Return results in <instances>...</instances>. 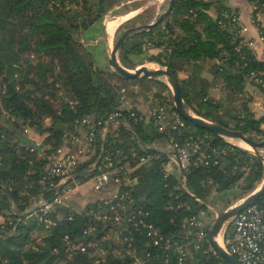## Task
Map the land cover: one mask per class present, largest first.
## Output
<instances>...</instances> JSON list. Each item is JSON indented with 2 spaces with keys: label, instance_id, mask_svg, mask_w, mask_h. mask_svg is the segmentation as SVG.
<instances>
[{
  "label": "trees",
  "instance_id": "1",
  "mask_svg": "<svg viewBox=\"0 0 264 264\" xmlns=\"http://www.w3.org/2000/svg\"><path fill=\"white\" fill-rule=\"evenodd\" d=\"M122 1L0 0V216L12 221L0 223V264H133L128 254L112 252L113 240L101 239V225L96 237L84 236L91 220L83 213H74L72 220L50 228L37 224L32 213L20 216L38 198L54 195L49 182L41 181L48 158L68 135L78 132L84 117L105 121L111 113L120 112L114 122L108 121L106 127L111 125L106 133L100 129L96 132L93 155L79 162L73 173L94 165L104 135L103 157L110 155L117 166L126 160L133 166L136 158L149 157L133 171L135 181L128 187L133 208L147 211L148 220L172 240H185L181 226L190 216L204 212L210 217L208 203L220 207V199L231 192H237L236 200L245 197L264 177L263 162L249 151L184 119L188 128L160 132L153 117L146 119L132 105L136 98L146 101L152 95L153 104L177 113L166 83L147 77L127 79L96 64L80 38L86 41L91 27L101 23L105 14ZM246 1L264 13V0ZM210 10L215 11V17ZM223 11H231L224 0H174L170 12L156 26L126 37L118 60L127 69L145 62L166 67L195 115L264 140V116L255 117L249 106L253 97L246 90L250 83L264 93L263 87L250 80L256 75L264 81V60L240 45L241 39L227 25ZM142 16L137 14L126 22L134 24ZM181 72L186 77H180ZM123 88L128 104L121 99ZM10 125L26 126L44 135L42 153L16 142ZM189 134L208 135L214 155L205 165L194 164L197 157H192L183 171V189L176 171L164 177L168 157L161 151L146 152L142 143L158 149L171 137L181 141ZM102 159L97 168L76 180L100 173ZM58 179H52L53 183ZM64 237L76 244L90 242V246L86 245L84 252L65 251ZM138 240V251L144 249L142 243L146 250H152L147 239ZM187 243V264H226L213 251L207 235L202 240L189 237ZM170 264H175L174 258Z\"/></svg>",
  "mask_w": 264,
  "mask_h": 264
},
{
  "label": "built area",
  "instance_id": "2",
  "mask_svg": "<svg viewBox=\"0 0 264 264\" xmlns=\"http://www.w3.org/2000/svg\"><path fill=\"white\" fill-rule=\"evenodd\" d=\"M61 1L67 3L69 0ZM230 1L224 0L229 8H231ZM249 5L251 11L249 20L250 25L255 28V37L245 38L244 35L249 32V27L234 8H231L229 12L223 11L222 16L228 19L227 25L240 37V45L251 49L257 58L255 45L264 43V23L261 20L264 13L257 11V5ZM250 80L264 88V81L258 76L252 75ZM132 88L134 92L137 91L136 86ZM120 92L121 99L128 104L125 89H121ZM146 103L150 108V117L154 118L160 132L166 129L177 131L188 128L177 113H169L163 105L153 104L152 95L147 96ZM119 116L120 112H113L105 121L95 117H84L80 120L78 132L68 135L64 144L48 158L41 181L49 182V186L54 189V195L49 199L38 198L34 203L35 210L32 216L37 224L50 228L64 220H72L74 213H83L91 220V224L83 231L84 236L96 237L98 226L101 225L103 227L101 239L113 240L115 244H111L114 248L112 252L128 254L133 258V264H170L171 258H174L175 264H187L188 250L186 248L189 237L202 240L206 237V227L210 222L204 212L190 216L181 226L185 233V240L178 242L172 240L170 235L162 234L158 227L148 220L147 211L133 208V199L128 188L135 181L133 171L137 166L147 162L149 157L136 158L133 166L128 160L123 165L117 166L108 155L102 157L104 163L100 173L86 177L82 181H77L76 178L69 181L75 175L73 171L76 165L93 155L96 132L100 129L101 133H106L108 121L114 122V119ZM21 130L27 136L30 129L22 126ZM209 140L210 137L206 134L198 136L189 134L181 141L171 137L164 145L156 148L169 159L164 166V177H168L173 171L178 174L182 172L180 187L184 189L183 171L187 170L192 157H197L194 164L205 165L211 155H214V150L209 148ZM227 142L238 146L228 140ZM117 153L120 154L118 151ZM92 167L86 169L87 172L92 171ZM54 178L59 179L53 183ZM88 180L91 181V186L84 188ZM76 195L79 196V201L74 200L73 197ZM80 200H84V203ZM90 203L94 205L88 206ZM60 207H66L67 210L60 213L58 211ZM5 220L8 223L12 222L0 216V223ZM221 235L222 248L241 264H264V194L260 197L259 203L255 202L232 217L223 226ZM138 238L147 239L146 243L152 246V250H146L142 243L144 249L141 252L138 251ZM64 240L66 241L65 251L84 252L86 245L90 246V242L76 244L69 241L67 237H64Z\"/></svg>",
  "mask_w": 264,
  "mask_h": 264
},
{
  "label": "water",
  "instance_id": "3",
  "mask_svg": "<svg viewBox=\"0 0 264 264\" xmlns=\"http://www.w3.org/2000/svg\"><path fill=\"white\" fill-rule=\"evenodd\" d=\"M174 0H169L167 8L158 15V17L147 24L140 25V26H133L125 29L121 35L116 39L114 44L109 50L108 56H107V63L108 66L111 68L112 71L116 72L117 74L121 75L124 78L127 79H133L138 77H147V78H155L159 79L161 77L165 78V83L171 90L172 94V103L173 106L177 112V114L184 120H187L191 124H193L195 127L199 129L206 130L210 133H212L215 136L222 137L224 139H237L244 143H246L250 150L245 149L252 153L254 156H256L259 160L264 162V140H256L252 137L243 134L241 131L226 128L218 123L211 122L207 119H204L198 115H195L190 108L186 105L184 100L180 96V89L178 86V82L176 78L168 71L166 67L164 68H149L145 65H141L139 67H136L133 70L127 69L124 66H122L118 60V50L123 43V41L126 39L128 35L134 32L139 31H148L152 27L156 26L164 17L167 16V14L170 12L172 6H173ZM111 124L107 126V129H109ZM10 128L12 132L16 135V142L36 150L39 154L42 153V147L40 143H37L35 140L29 138L26 136L21 128H16L10 125ZM106 135L103 137V143L101 151L98 155V158L96 162L94 163L92 170L97 168L99 162L101 161L103 155H104V146L106 143ZM142 147L145 149L146 152L151 151H159L154 147H148L145 146L142 143ZM240 147V146H238ZM242 148V147H240ZM87 172V170H82L81 172L75 174L72 178L69 179H75L79 177L80 175H83ZM182 175V172L180 173ZM264 194V177L260 184V186L255 189L253 192L248 194L240 203L233 205L227 210H219L217 209L216 217L215 219L207 225L206 227V235L209 244L212 246L213 251L218 254L225 262L226 264H241L233 255L226 252L220 244L217 242V237L220 235L223 226L235 215H237L240 211L245 209L246 207L254 204L262 195ZM207 206L215 207L214 205L207 204ZM35 210V205H32L27 211L20 214L21 217H26L29 214H31ZM58 210L65 212L67 210L66 207H60Z\"/></svg>",
  "mask_w": 264,
  "mask_h": 264
},
{
  "label": "rangeland",
  "instance_id": "4",
  "mask_svg": "<svg viewBox=\"0 0 264 264\" xmlns=\"http://www.w3.org/2000/svg\"><path fill=\"white\" fill-rule=\"evenodd\" d=\"M168 2H169V0H125V1H122V2L114 5L113 8L105 14V16L101 20V22H104L105 20H108V19L115 18L118 14H124L125 15V14H127L129 12H134V13L128 18V20L132 19L133 17H135L137 14H140V13L143 16L141 17L140 20H137L134 24L132 22H125L126 24L124 26H122L120 28V30H118V32H115V34L113 36V40H112L110 45L112 46V44H114V42L116 41L117 37L120 36V34H121V32L123 30H125V29H127L129 27H132L133 25L140 26V25L147 24V23H150V22L154 21L158 17V15L160 13H162L167 8ZM261 20L264 23V18L261 17ZM90 32H91V34H90L89 38L87 37L88 38L87 41H89L92 38H95L97 36V33L93 29ZM245 37H247V35H245ZM81 39H83L82 36H81L80 40ZM82 41L84 42L85 40H82ZM83 45H84L85 49L90 50L93 53V57H94V60L96 61V63H100L101 65L104 64V62L103 63L100 62L101 44H99V45H86L85 43H83ZM260 59L263 60L262 58H260ZM45 61H47V58H45ZM141 65H145V66H147L149 68H153V69H155V68H164L163 66H161V65H159L157 63H153V62H145L143 64L137 65L136 67H139ZM103 67H105V66H103ZM109 69L111 70L110 67H109ZM130 70H133V69H130ZM185 75H186V73H183V72L179 73L180 77H183ZM205 75L209 78V75H207V74H205ZM159 80H161V81H163L165 83V78L164 77L159 78ZM246 90L253 97L252 102L249 104L250 109L252 110L254 108V109L257 110L256 112H253L254 115L257 113V116L255 115L256 118L261 117L263 114H261V112H259L260 108H258L257 106L253 105L254 102L255 103L258 102L257 100H255V97L257 96V99L260 98V95L254 94V91L258 90L260 92V90L256 89L250 83L249 84L247 83ZM262 94H263V96H261V98L264 99V93H262ZM145 102L146 101L144 99L136 98L133 101L132 105L136 109H138V108L142 109L145 106H147V110H148V113H149L150 108H149L148 105L145 104ZM259 106H260V104H259ZM261 107H263V104H261ZM1 124H2V122L0 120V125ZM262 126H264V124L261 125V128H262ZM27 136L29 138L35 140L36 142L38 141L37 143H40L42 141V139H43L42 137H44V135H39V134L35 133L33 130H31V129L28 131ZM258 138L259 137H256V140H259ZM226 140H228L229 142L235 143L236 145L240 146L239 145V141L240 140H237V139H226ZM240 147H242V149H246L243 146H240ZM263 164H264V162H263ZM260 184L256 187V189L260 186ZM90 186H91V181L88 180L86 182V184L84 185V188H88ZM81 189H82V187H81ZM236 193L237 192H231V193L227 194L226 196H224L223 198H221L220 201H219L220 207H216V206L215 207H211V206L209 207L208 206V209H209V212H210L209 213L210 217L208 216L207 218H208L210 223L215 219L216 213H217V209L222 210V211L223 210H227L230 207H232L233 205L240 203L246 197L245 196V197H242V198L236 200ZM78 197L79 196L76 195L73 198H74L75 201H79ZM80 202L84 203V200H80ZM228 203H231V204L228 207H226L225 209H222ZM205 215H206V213H205ZM218 236H221V233Z\"/></svg>",
  "mask_w": 264,
  "mask_h": 264
},
{
  "label": "crops",
  "instance_id": "5",
  "mask_svg": "<svg viewBox=\"0 0 264 264\" xmlns=\"http://www.w3.org/2000/svg\"><path fill=\"white\" fill-rule=\"evenodd\" d=\"M229 6L231 8L236 9L237 12L239 13L241 19L243 20V22L246 25H248L249 32L248 33H245V35H247V37H245V38L255 37V35H256L255 28L252 25H250V20H249L250 19V15H251L249 3L246 0H231L230 3H229ZM209 13H210V15L212 17H215V11L214 10H210ZM122 15H124V14H118L117 16H122ZM129 17H126L125 19H123L117 25V27L114 30V32L112 33V35H110L108 33V31L106 30L105 24H106V21L107 20H105L104 22H101V23H98V24H94L93 27H91L97 33V36L95 38H92L89 41H87L88 40L87 39L84 42L82 41L83 39H81V42L85 43L86 45H96L98 43L101 44V49H100V62H102V63L104 62V64L103 65H101L100 63H96V64L97 65H100V67H102V69L104 68L105 70H110L109 69V66H108V63H107V56H108V53H109L110 48L112 47L110 44H111V42L113 40V36H114L116 30L123 23H125L128 20ZM262 18H264V15H263ZM102 29H103V31H102ZM90 34H88V38L90 37ZM255 49H256V53H257V58L259 60H261L260 58H262L264 60V43L263 44L256 43ZM151 51L152 52H156L157 50L156 49H154V50L152 49ZM103 66H105V67H103ZM183 77H186V75L183 76ZM262 93L263 92H261V91L259 92L258 90H255L254 91V94L260 95V98L257 99V96H256L255 97V100H257L258 102H256V103L254 102L253 105L254 106H257L258 108H260V111L259 112H261V114H263L262 116H264V99L261 98V96H263ZM145 104L147 105L146 102H145ZM259 104H260V106H259ZM261 104H263V107H261ZM139 111H141L144 114V116H145L146 119H149L150 118V114L148 113L147 106H145L142 109H139ZM256 111H257L256 109H254V108L252 109V112H256ZM255 115L257 116V113ZM262 129L264 130V126H262ZM40 144H41V142H40Z\"/></svg>",
  "mask_w": 264,
  "mask_h": 264
},
{
  "label": "bare ground",
  "instance_id": "6",
  "mask_svg": "<svg viewBox=\"0 0 264 264\" xmlns=\"http://www.w3.org/2000/svg\"><path fill=\"white\" fill-rule=\"evenodd\" d=\"M133 13H134V12H129V13L125 14V15L117 16V17L112 18V19H108V20L106 21V24H105V27H106V30L108 31V33H109L110 35H112V33H113L114 30L116 29L117 25H118L123 19H125L126 17L131 16ZM239 145H240V146H243V147L246 148V149H249V148H250L246 143H244V142H242V141H239ZM249 150H250V149H249ZM221 241H222V235L217 237V242H218V244L221 245Z\"/></svg>",
  "mask_w": 264,
  "mask_h": 264
}]
</instances>
